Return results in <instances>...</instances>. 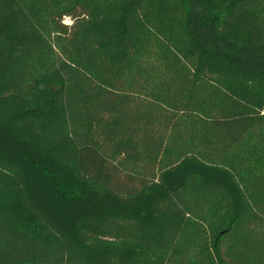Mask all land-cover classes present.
I'll return each mask as SVG.
<instances>
[{
  "label": "trees",
  "instance_id": "trees-1",
  "mask_svg": "<svg viewBox=\"0 0 264 264\" xmlns=\"http://www.w3.org/2000/svg\"><path fill=\"white\" fill-rule=\"evenodd\" d=\"M0 264H264V0H0Z\"/></svg>",
  "mask_w": 264,
  "mask_h": 264
},
{
  "label": "rangeland",
  "instance_id": "rangeland-1",
  "mask_svg": "<svg viewBox=\"0 0 264 264\" xmlns=\"http://www.w3.org/2000/svg\"><path fill=\"white\" fill-rule=\"evenodd\" d=\"M64 23L70 24V19L69 18H65L64 19ZM122 178V177H121Z\"/></svg>",
  "mask_w": 264,
  "mask_h": 264
},
{
  "label": "built area",
  "instance_id": "built-area-1",
  "mask_svg": "<svg viewBox=\"0 0 264 264\" xmlns=\"http://www.w3.org/2000/svg\"><path fill=\"white\" fill-rule=\"evenodd\" d=\"M71 22V21H70Z\"/></svg>",
  "mask_w": 264,
  "mask_h": 264
}]
</instances>
